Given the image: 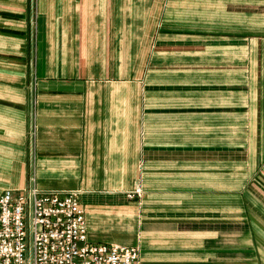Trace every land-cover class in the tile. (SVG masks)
Masks as SVG:
<instances>
[{"label":"crops","instance_id":"0c3cea01","mask_svg":"<svg viewBox=\"0 0 264 264\" xmlns=\"http://www.w3.org/2000/svg\"><path fill=\"white\" fill-rule=\"evenodd\" d=\"M30 54L32 177L90 243L264 264V0H0V194L28 188Z\"/></svg>","mask_w":264,"mask_h":264},{"label":"built area","instance_id":"2783aa9c","mask_svg":"<svg viewBox=\"0 0 264 264\" xmlns=\"http://www.w3.org/2000/svg\"><path fill=\"white\" fill-rule=\"evenodd\" d=\"M34 95L32 82L35 108ZM30 182L24 190L0 194V264L138 263V247L89 242L78 193L42 192L34 178Z\"/></svg>","mask_w":264,"mask_h":264},{"label":"rangeland","instance_id":"374dc122","mask_svg":"<svg viewBox=\"0 0 264 264\" xmlns=\"http://www.w3.org/2000/svg\"><path fill=\"white\" fill-rule=\"evenodd\" d=\"M27 64H28V130H27V146H28V171H27V185L28 187L31 185L30 179L34 178L32 175H35V168H34V160L32 161L31 158L35 157V144L37 140V133H38V125H37V115H38V75L36 72V57L30 54V57H27ZM32 82L34 83V91H35V99H36V106H32L31 104V85ZM34 109V110H33ZM34 111V115L32 116L31 113ZM34 150V151H33ZM262 176H264V172H260ZM35 179V178H34ZM30 184V185H29ZM141 188H135L131 195H137L138 197L142 196Z\"/></svg>","mask_w":264,"mask_h":264}]
</instances>
